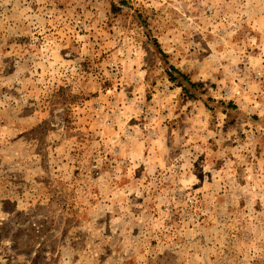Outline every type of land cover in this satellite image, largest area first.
<instances>
[{
	"label": "rangeland",
	"instance_id": "obj_1",
	"mask_svg": "<svg viewBox=\"0 0 264 264\" xmlns=\"http://www.w3.org/2000/svg\"><path fill=\"white\" fill-rule=\"evenodd\" d=\"M0 264H264V0H0Z\"/></svg>",
	"mask_w": 264,
	"mask_h": 264
},
{
	"label": "trees",
	"instance_id": "obj_2",
	"mask_svg": "<svg viewBox=\"0 0 264 264\" xmlns=\"http://www.w3.org/2000/svg\"><path fill=\"white\" fill-rule=\"evenodd\" d=\"M113 8H116V7L113 6ZM167 74H168L169 79H170L171 81H173V82L177 80V78L175 77V74H178V75L183 79L184 82H186V83H188L189 85L193 86V83H191V81L188 79V77H187L184 73L180 72V71H179L176 67H174L173 65H170V66H169ZM179 86H181V85H179ZM182 88H183V87H182ZM183 89H184V88H183Z\"/></svg>",
	"mask_w": 264,
	"mask_h": 264
}]
</instances>
